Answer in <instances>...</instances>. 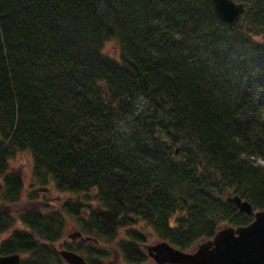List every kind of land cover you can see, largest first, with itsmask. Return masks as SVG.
I'll list each match as a JSON object with an SVG mask.
<instances>
[{"label": "trees", "instance_id": "trees-1", "mask_svg": "<svg viewBox=\"0 0 264 264\" xmlns=\"http://www.w3.org/2000/svg\"><path fill=\"white\" fill-rule=\"evenodd\" d=\"M234 1L229 27L208 0H0V201L20 197L21 152L31 187L65 195L0 211V255L64 264L49 244L69 220L92 264H153L144 226L188 251L252 220L227 193L264 209V0Z\"/></svg>", "mask_w": 264, "mask_h": 264}, {"label": "water", "instance_id": "water-1", "mask_svg": "<svg viewBox=\"0 0 264 264\" xmlns=\"http://www.w3.org/2000/svg\"><path fill=\"white\" fill-rule=\"evenodd\" d=\"M213 15L229 27L235 26L240 19L244 6L233 0H208ZM264 39V38H263ZM176 151V150H175ZM227 203L237 210L251 215L252 220L243 226L223 225L214 235L198 242L191 250L185 251L173 247L164 240H154L142 246L146 256L153 264H264V209L253 210L251 204L236 195L227 194ZM82 237L76 231L69 235ZM57 254L66 264H87L83 257L73 251L59 248ZM17 253L0 255V264H18Z\"/></svg>", "mask_w": 264, "mask_h": 264}, {"label": "rangeland", "instance_id": "rangeland-1", "mask_svg": "<svg viewBox=\"0 0 264 264\" xmlns=\"http://www.w3.org/2000/svg\"><path fill=\"white\" fill-rule=\"evenodd\" d=\"M104 51L108 55H114V43L112 41L107 42L105 44ZM124 130H125L124 122L123 123L121 122L118 125L119 134H123ZM29 161H30L29 154L21 152V153L16 154L9 161V164H8V171L9 172H12V173L14 172V173H19L20 174L21 180H22V187H23L22 191L20 193V197H19V199L16 202H14V203H4V202L0 201V211L1 212H7V213L11 214L13 217L16 216V214H18V212L21 209H23V207L25 205H27V203H32V202H33V205L39 206V207H44L43 203H46V207L45 208L51 207L52 209H54V206H56L61 201V198H63V196H65V195H62V194L60 195V194L53 193L47 188L36 187V186L31 187V184L33 182H32V179H31ZM258 162H261V161H258ZM30 189L35 191L36 199H35V201L28 202V200L25 198V194ZM94 196H95V192H89L84 197H86L89 200V203L94 204V202H95ZM84 197H82V198H84ZM141 226L142 225H141L140 222H136L133 225V228L135 230H141L142 229ZM143 228L145 229V231H142V232L145 233V237L144 238L146 240V244H150V243L154 242L155 238H154L150 228L147 227V226H144ZM76 231L77 230H76V228H74L73 223L71 221H69V220H65V225H64V228H63V231H62V236H61V238L59 240H57L54 243V247L56 249H58V244H59V242H62V241L65 242L66 246L69 245L70 244V240L68 239V236L73 234ZM123 232H124V229H121L119 231V237L123 236ZM6 235H7V232L0 235V242L6 237ZM83 237H85V236H83ZM75 238H77V237H75ZM87 242H91V241H87ZM81 243L83 244L85 242H81ZM98 245L105 246L101 242ZM74 249H75L74 251H76L78 254L82 255L89 264H92V261L95 260V258H92V257L88 258L86 256V252H85L84 249L77 248V247H75ZM109 249H111V248L109 247ZM109 251H110V253L108 254V256H106V257H97V264H105L106 262L113 260V252L111 250H109ZM115 262H116V264H126L119 256L116 257V261Z\"/></svg>", "mask_w": 264, "mask_h": 264}, {"label": "flooded vegetation", "instance_id": "flooded-vegetation-1", "mask_svg": "<svg viewBox=\"0 0 264 264\" xmlns=\"http://www.w3.org/2000/svg\"><path fill=\"white\" fill-rule=\"evenodd\" d=\"M68 239L70 240V244L69 245H72L71 247L76 246L79 242L80 243L81 242H86L85 240H82V238H75V237H72V236H68ZM49 246L51 247V249H53L56 252V248L54 247V243L49 244ZM61 247L69 249V248H67V246L65 247V242H63V241L59 242V244H58V249L61 248ZM116 257H117V255H114L113 256V260L106 262V264H116V262H115L116 261Z\"/></svg>", "mask_w": 264, "mask_h": 264}]
</instances>
